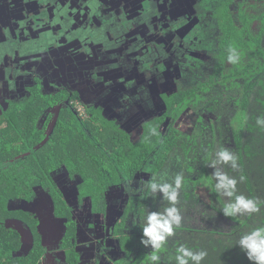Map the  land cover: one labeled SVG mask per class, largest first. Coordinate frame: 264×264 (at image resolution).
I'll use <instances>...</instances> for the list:
<instances>
[{
    "label": "flooded vegetation",
    "instance_id": "obj_1",
    "mask_svg": "<svg viewBox=\"0 0 264 264\" xmlns=\"http://www.w3.org/2000/svg\"><path fill=\"white\" fill-rule=\"evenodd\" d=\"M217 2L0 0V90L3 91L0 93V117L11 105L10 102L24 101L29 91L36 90V86L41 84L39 92L43 95L56 94L61 90L66 92V98L49 111L51 120L47 122V135L56 132L54 129L58 120L63 121V115L68 117L67 120L74 117L76 121L89 120L90 123L92 114L98 110L103 119L113 123L132 144L143 134L145 125L161 117L163 121L159 131L164 135L171 127L188 132L191 130L190 122L201 114L183 113L175 120L163 117L164 101L184 91L198 75V70L207 71L206 65L212 57L206 46L208 42L213 43L216 36L214 9ZM44 44L55 49L51 56L38 54ZM35 56L36 59H32ZM63 66L65 70L61 69ZM85 69L89 70L88 74L85 73V80L89 76L90 81L101 84V90L107 86L110 91L111 87L120 83L125 90L135 92L130 93L124 103L119 101V108L110 109L106 104L115 101L111 99L118 96L115 90L110 91V98L102 103L88 93L86 84L67 83L68 75L84 74L82 70ZM36 71L43 76L49 74L54 80H58L59 76L61 88L56 91L46 89V80L38 79ZM26 76L31 80L19 89ZM12 88L15 90L11 91ZM66 110L71 117L65 113ZM149 110L155 113L151 118L147 116ZM46 116L44 113L39 118V128ZM8 127L6 121L0 123V135L9 131ZM133 135L137 138L132 142ZM28 155L29 152H22L7 162L19 161ZM163 170L164 167L159 174ZM61 171L64 174L63 183L61 180L56 185L54 174L59 175ZM150 177L147 171L136 172L132 179H125L114 188H109L104 197L106 210L94 213L90 197L83 194L80 174L75 172L69 176L65 168L57 169L52 173L55 193L52 191L49 195L37 181L31 188L34 199L29 205L19 198L8 201L11 209L6 205L2 223L6 229L16 232L21 242L12 256H26L25 260L30 258L29 261L35 264H128L130 261L125 260L113 231L126 219L122 229L125 232L128 220L133 219L128 211V196L133 189L139 194V188H146L144 182L148 183ZM66 186L74 190L73 201ZM35 188H41L40 195L45 198V204L36 202ZM117 191L121 195L119 202L118 195L115 193V198L113 196V192ZM107 195L114 200V204L107 202ZM134 198L135 193L131 202H136ZM79 200L82 204L89 203L90 215L103 218L102 222L96 218L98 224L87 225L89 232L86 235L83 233L86 236L84 240L78 233L84 230V226L77 221V216L72 215L74 208L77 210L81 205ZM32 204L33 211H30ZM54 207L64 212L57 214ZM84 249L88 250L86 254Z\"/></svg>",
    "mask_w": 264,
    "mask_h": 264
},
{
    "label": "trees",
    "instance_id": "obj_2",
    "mask_svg": "<svg viewBox=\"0 0 264 264\" xmlns=\"http://www.w3.org/2000/svg\"><path fill=\"white\" fill-rule=\"evenodd\" d=\"M214 10L216 36L214 42H208L206 46L212 57L206 65L207 71L198 70V75L184 91L164 101L163 117L175 120L183 113L201 114L190 122L188 132L171 127L164 135L159 131L161 117L145 125L143 134L132 144L113 123L103 119L100 110L92 114L90 123L89 120L76 121L66 110L71 118L67 120L68 117L63 115V121L58 120L54 129L56 135H47V122L51 120L49 111L66 98L64 90L43 95L39 92L40 84L36 90L29 91L24 101L10 102L0 117V123L6 121L9 126V131L0 135V212L6 211L8 201L15 198L29 205L34 199L31 188L37 181L49 195L52 191L55 193L52 173L59 168H69V173L80 174L83 194L90 197L92 211L102 213L106 210V192L110 186L118 184L115 165L123 170V178L127 180L136 172L147 171L151 175L150 181L144 182L147 187L139 188V194L133 189L128 196V211L132 216L136 213L143 222L138 224L137 232H123L125 219L117 225L113 236L118 239L125 260H130L128 264H153L150 256L155 250L140 243L144 214L163 212L170 205L161 195L152 194L149 184L157 179L168 160L174 158L191 174L182 175L178 199L196 204L198 200L192 194L205 183L210 187L212 201L222 208L229 198L216 191L214 169L208 165L218 151L228 149L237 157L238 167L232 169L225 164L217 167L237 179V194L257 201L259 211L245 213L239 226L235 225L225 233L186 225L176 227L174 235L167 238L156 253L160 257L157 264H176V249L181 245L193 251H206L201 264H250L236 242L241 235L264 226V126L256 122L258 117L264 118V0H218ZM33 15L36 18V14ZM229 48H235L240 54L237 64L228 62ZM39 49L40 56H51L55 51L49 45ZM44 113L47 116L39 128L37 123ZM102 132L115 142L119 152L116 158L110 156V147H103L105 142L97 140ZM22 152H29V155L19 161L7 162ZM133 193L134 206L131 202ZM54 212L62 214L64 211L54 207ZM1 213L0 251L3 248L7 251V264H19L17 259L21 258H16V262L12 260L21 244L19 236L5 228L2 223L5 217ZM38 245L37 242L36 250Z\"/></svg>",
    "mask_w": 264,
    "mask_h": 264
},
{
    "label": "rangeland",
    "instance_id": "obj_3",
    "mask_svg": "<svg viewBox=\"0 0 264 264\" xmlns=\"http://www.w3.org/2000/svg\"><path fill=\"white\" fill-rule=\"evenodd\" d=\"M43 41H45V40L43 39ZM44 46H47V44H44L43 46H40V47L43 48ZM61 69L65 70V67L63 66V67H61ZM48 72H51V71H48ZM82 73H84V74L78 73V74L68 75L67 77H69V78H67V83H69V84H77V83H79V84H83V85L86 84L88 93L92 97L96 98L97 100L99 99V102H102V103L106 102L107 99L110 98L109 92L115 90L117 92L118 96H114L113 98H111V99H115V101L106 104V105H108V108H110V109L116 110L117 108H119V107H117V106H119V101L121 103H124V100H126L129 96H131L130 93H134L135 92V91H131V90H125L120 83H118L117 86L111 87L110 91L107 89V86L102 87L103 90H101L100 89L101 88V84L97 83L95 81H90L88 79L89 76H87V79H86L87 81L85 80V78H84L85 75H86L85 73L88 74L89 70H86V69L82 70ZM63 75L66 76L67 74H63ZM36 77L38 79H42V80L45 79L46 80V83H45L46 84V89L49 88V90H51V91H56V90H59L61 88L62 80L60 79L59 76H58V80L57 79L54 80L53 78L49 77V74L48 75L46 74V75L43 76V75H41V72H37L36 71ZM23 79H24L23 82L21 83V85H19V89L24 86V83L25 84L27 83V80H29V81L31 80L27 76L24 77ZM128 81H131V80L129 79ZM14 90H15V88L11 89V91H14ZM16 91H18V87H17ZM0 93H3V91L0 90ZM2 95H4V94H2ZM117 98H119V99H117ZM133 99H135V98H133ZM154 105H155V102H154ZM151 107L154 109L153 105ZM80 113H81V111L79 110V114ZM153 114H155V113H151L150 110L147 111V116L148 117L151 118L153 116ZM157 114H159V113H157ZM131 119H133V116H131ZM129 123H131V122H129ZM94 137H96V136H94ZM136 138H137V135H133L132 142L135 141ZM97 140L99 142L102 141V142L106 143V144H104L103 147H106V148L110 147L109 148V149H111V155L110 156H112L113 158H116V156H118L119 152H118V150H116L117 147H115V142L111 139V136H104L103 132H102L100 134V136L97 137ZM106 159H108V158H106ZM111 160L113 161L112 158H111ZM107 161H109V160H107ZM115 169H116V177L118 179V183L124 181L125 178H123V176H124L123 170L118 168L117 165H115ZM65 170L68 172L67 174L69 176L72 175V173H69V168H66ZM177 174L191 175L186 170L184 164H182V163L179 164L176 159L172 158V159L168 160V162L164 166V170L161 172V174H159L157 182H160V178L164 177L167 180V182L172 183L174 177ZM63 176H64V174H63L62 171L60 172L59 175H56V173L54 174V181H55L56 185H58V183L61 180H62V183H63ZM114 187H115V185L114 186H110L109 188H114ZM66 188L69 190V192L71 194V199L73 201L75 199L74 198L75 197V193H74V190H72L73 188L69 187V186H66ZM35 190L37 192L36 202L38 204H41V205L45 204L46 203V200H45V203H44V199L45 198L40 195L41 188H35ZM117 192H113V196L115 198L114 194L116 193L118 195V202H119L120 199H121V195H120V192H118V193ZM155 195H160V194L156 193ZM192 197L198 200L196 202V204L192 203V201L183 202L181 200V198L178 199V203L180 205H178L177 208H179L180 211H181V216H182L181 225H186V226H189L191 228H196V229L197 228H203V229H207V230L208 229H214L216 231H220V232H224V233L228 232L235 225L239 226V224L241 222L240 219H241V217H243L244 214L243 215H237L236 217H225V216H223V214L221 212L222 208H220L219 204H217L214 201H212L213 195H212V193L210 191V187L208 185H206L205 183L202 184V187H198L193 192ZM39 198H41V199L39 201H37ZM133 200H135V198ZM108 201L111 204L115 203L114 200L113 201L110 200V195H107V202ZM79 202L81 203L80 200H79ZM201 202H202V204H201ZM134 205H135V202H133V206ZM33 206H34V204H32V207H31L32 210L30 209V211H33ZM116 207H117V204H116ZM7 208H10V206L7 205ZM1 212H3V213H1ZM1 212L0 213L4 215L6 211L4 209H2ZM72 215L73 216H77V221H79V223L84 226V230L81 229L82 231L80 230L78 232L79 235H80V238L83 239V240L86 238V236H85L86 232H89V230L87 228L88 224H91V223L98 224V223L95 222V221H97V219H99L98 220L99 222L103 221V220H101V219H103L102 217L92 216V215L89 214V203L88 202L85 203V204L81 203V205H79L77 207V210L74 208V210L72 212ZM127 216H129V214H127ZM146 216H147V214L146 215L144 214L145 219H146ZM25 217H28V215H25ZM142 222H140V219L137 216V214L134 213L133 214V219L131 221H129L125 225L124 231L125 232H130V233L137 232L138 224H140ZM90 233H93V232H90ZM6 238H7V236H6ZM138 240H139V238L137 237L136 241H138ZM85 242H86V240H85ZM1 246H2V244L0 243V247ZM83 252H84V254H86L88 252V250L84 249ZM7 258H8V253L3 248L0 251V264H7L8 263ZM24 258H26V256ZM24 258H21L20 260L17 259L18 263L21 264V262H27L28 260H30V258L27 259V260H25ZM15 259H16L15 256L12 257V260H14V262H16ZM129 261L130 260H128V262Z\"/></svg>",
    "mask_w": 264,
    "mask_h": 264
},
{
    "label": "clouds",
    "instance_id": "obj_4",
    "mask_svg": "<svg viewBox=\"0 0 264 264\" xmlns=\"http://www.w3.org/2000/svg\"><path fill=\"white\" fill-rule=\"evenodd\" d=\"M228 62L237 64L240 60V54L235 48H229ZM257 124L264 126V118L258 117ZM155 134V129H153ZM229 165L232 169H236L237 157L228 149H221L216 153V158L208 165L214 169L212 175L216 180L215 189L229 200L221 209L223 216L236 217L245 213H256L259 211L257 201L248 198L243 194H237V179L229 177L227 173L220 171L217 165ZM183 177L177 174L172 183L167 182L164 177L160 178V182L153 180L149 184L152 194L159 193L163 200L169 203L163 212L152 211L146 216L145 223L142 227V236L140 243L144 247H151L155 250L150 260L153 264H157L160 260L156 253L165 244L167 238L174 235V229L181 225L182 216L178 203L179 190L182 186ZM234 198V199H233ZM239 249L244 253L250 264H264V226L256 227L251 231L240 236L236 242ZM176 264H201L206 257V251H193L191 248L181 245L176 249Z\"/></svg>",
    "mask_w": 264,
    "mask_h": 264
}]
</instances>
